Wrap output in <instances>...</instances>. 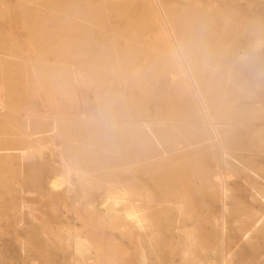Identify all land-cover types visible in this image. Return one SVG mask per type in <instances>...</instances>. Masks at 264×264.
I'll return each mask as SVG.
<instances>
[{
	"label": "rangeland",
	"instance_id": "1",
	"mask_svg": "<svg viewBox=\"0 0 264 264\" xmlns=\"http://www.w3.org/2000/svg\"><path fill=\"white\" fill-rule=\"evenodd\" d=\"M81 1L83 4L103 5L105 14L100 16L103 34L97 30L93 33L97 44L109 48L117 45L119 50L128 52L131 46L127 39L128 31L135 29L134 39L149 48L143 53L133 51L129 57H120L111 65L112 71L94 74L84 64V58L93 52L90 46L79 48L77 59L66 58L56 52L45 53L43 58L49 65L70 66L89 82L60 84L51 91L29 89L15 93L12 100L20 117L28 114L31 118H38L51 130L69 126L81 129L76 126L81 118L92 119L112 105L126 106L121 109L123 116L128 112L129 103L138 104L148 113L160 110L161 98L171 99L178 84H189L187 76L180 71L183 66L173 64L170 55L173 42L168 29L158 16L142 12L139 1L132 9L130 19L120 14V4L124 0L119 3L115 0ZM161 1L167 9L176 11L177 18H172L171 29L189 55L198 57L202 51L206 57L209 56L211 33H230L232 45L241 54L240 60L232 61L231 71L252 94L250 98L237 96L233 105L236 112L243 110L248 117H237L221 128L228 141L233 142L229 147L236 151L243 149L241 153L260 174L237 172L229 164L222 169L216 162L206 163L211 174L225 179L226 187L220 201L213 203L210 209L202 207L194 212L185 209L191 214L186 228H194L197 239L205 245V252L198 254L191 264H264V152L252 145V140L264 134V0ZM17 4L18 0H0V34H11L19 42L21 53L34 59L37 53L25 39L26 31L17 19L23 10ZM8 6L9 9L6 8ZM184 9L193 10L199 17L211 15L217 25L211 27L206 20L198 19L190 29ZM7 14L13 16L10 21L5 20ZM34 17L38 24L43 22L41 15ZM47 25L51 28L53 23L49 21ZM154 37L157 38L155 41ZM196 68L199 67L195 62L188 64L189 72L204 87L213 73L208 68L202 71H196ZM141 77L145 78L140 80ZM145 82L150 84L148 90ZM5 91L0 85L1 106L11 98ZM149 98L157 101L155 105ZM189 105L186 107L190 108ZM151 123L156 125L154 120ZM55 140L63 146L69 145L67 138ZM100 162L105 163L106 160L102 158L97 161ZM107 162L114 163L112 160ZM26 163L18 162L20 167L12 188L20 192L15 199L11 200L0 186V264H139L143 255L147 264H186L178 254L181 231L165 222L166 219L172 223L179 220L178 210L163 202L159 187L146 185L144 178L134 176L133 170L120 169L121 180L126 183L136 181L144 191L152 194L160 209L154 218L149 217L141 203L139 208L146 213L142 219L131 214L133 205L112 202L107 197L108 187L105 185L81 187L75 173L69 176L72 187L65 188L58 182L65 175L64 171L54 169L51 160L41 154ZM202 188L205 190L207 187ZM196 205L201 207L199 202ZM118 213L124 215L119 225L115 216ZM137 229L139 232L135 234ZM132 230L130 237L127 233ZM152 235L162 237L170 246L163 251L164 254L160 253L159 247L150 249Z\"/></svg>",
	"mask_w": 264,
	"mask_h": 264
},
{
	"label": "bare ground",
	"instance_id": "2",
	"mask_svg": "<svg viewBox=\"0 0 264 264\" xmlns=\"http://www.w3.org/2000/svg\"><path fill=\"white\" fill-rule=\"evenodd\" d=\"M120 1L115 0L118 3ZM137 1L141 3L142 12L158 16L168 29L173 42L170 51L173 64L183 66L180 71L187 76L189 84H178L174 89L175 96L171 99L161 98L160 110L152 113L144 112L138 104L129 103L128 112L123 116L121 109L126 106L112 105L92 119L81 118L76 124L81 129L69 126L51 130L38 118H31L28 114L20 117L12 96L21 90L44 92L54 90L60 84L89 81L70 66L49 65L43 58L45 53L56 52L66 58L77 59L80 56L79 48L90 46L93 52L84 58V64L94 74L97 71H112L111 65L118 62L120 57H129L133 51L143 53L149 47L134 39L135 29L128 31L127 39L131 41L128 52L119 50L117 45L109 48L97 44L93 33L97 30L103 34V20L100 19L105 14L102 12L103 5L83 4L81 0H18L17 7L23 12L17 19L26 31L25 39L35 48L37 56L34 59L24 56L15 37L5 32L0 34V85L11 95L8 101L2 102V106L0 104V186L11 200L15 199L20 192L12 188L18 175L17 168L20 167L18 162L26 165V162L41 154L51 160L54 169L64 171L65 175L58 182L65 188L72 187L69 176L75 173L81 187L105 185L108 187L107 197L112 202L133 205L131 214L142 219L146 213L139 208L141 203L145 205L149 217L154 218L160 209L152 194L144 191L136 181L126 183L121 180L120 169L133 170L134 176L144 178L146 185L159 187L163 202L178 210L179 220L172 223L166 219L165 222L181 231L178 254L183 262L191 264L198 254L205 252V245L197 239L194 228H186L191 214L185 209L192 212L200 211L202 207L210 209L213 203L220 201L226 187L225 179L211 174L206 163L216 162L222 169L229 164L237 172L260 174L241 153L243 149L236 151L229 147V143L233 142L228 141L221 128V125L231 124L237 117H248L243 110L236 112L233 105L237 96L250 98L252 94L231 71L232 61L240 60L241 54L232 45L230 33H211L212 50L209 56L206 57L207 54L202 51L198 57L189 55L171 29L172 18H177L176 11L167 9L161 0H124L120 4V14L130 19ZM183 13L190 29H193L198 19L206 20V24L211 27L217 25L215 17L211 15L199 17L190 9H184ZM37 14L42 16L41 24L35 20ZM12 18L11 14H7L5 20L10 21ZM49 21L53 23L51 28L47 25ZM193 62L199 67L196 71L208 68L213 73L204 87L189 72L188 64ZM147 82L145 86L148 90L150 84ZM148 100L154 105L157 102L153 98ZM151 120L155 121V126ZM59 137L67 138L69 145L59 144L55 140ZM252 145L264 152V134L252 140ZM102 158L106 162L97 163ZM110 160L114 163L107 162ZM202 187H207V191ZM197 202L201 203V207L196 205ZM86 203L90 205L89 201ZM92 210L89 207V211ZM115 216L119 225L124 215L118 213ZM133 232L127 234L131 237ZM138 232L139 229L135 230V234ZM149 244L150 249L159 247L161 254L170 247L160 236L152 235ZM138 263L147 264L146 257H140Z\"/></svg>",
	"mask_w": 264,
	"mask_h": 264
}]
</instances>
